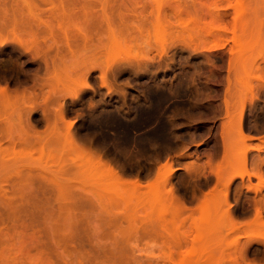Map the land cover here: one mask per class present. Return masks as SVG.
Here are the masks:
<instances>
[{
    "label": "rangeland",
    "instance_id": "1",
    "mask_svg": "<svg viewBox=\"0 0 264 264\" xmlns=\"http://www.w3.org/2000/svg\"><path fill=\"white\" fill-rule=\"evenodd\" d=\"M0 264H264V0H0Z\"/></svg>",
    "mask_w": 264,
    "mask_h": 264
},
{
    "label": "bare ground",
    "instance_id": "2",
    "mask_svg": "<svg viewBox=\"0 0 264 264\" xmlns=\"http://www.w3.org/2000/svg\"><path fill=\"white\" fill-rule=\"evenodd\" d=\"M5 92H7V91H5ZM173 172L174 171L172 169H170L169 172H167L168 174L166 172L165 173H166V175H168V177H171L173 175Z\"/></svg>",
    "mask_w": 264,
    "mask_h": 264
},
{
    "label": "crops",
    "instance_id": "3",
    "mask_svg": "<svg viewBox=\"0 0 264 264\" xmlns=\"http://www.w3.org/2000/svg\"><path fill=\"white\" fill-rule=\"evenodd\" d=\"M178 169V168H177Z\"/></svg>",
    "mask_w": 264,
    "mask_h": 264
}]
</instances>
